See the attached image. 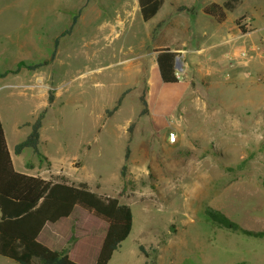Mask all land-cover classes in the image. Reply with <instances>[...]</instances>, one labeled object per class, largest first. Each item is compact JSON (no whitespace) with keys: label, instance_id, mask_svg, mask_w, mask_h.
<instances>
[{"label":"rangeland","instance_id":"obj_1","mask_svg":"<svg viewBox=\"0 0 264 264\" xmlns=\"http://www.w3.org/2000/svg\"><path fill=\"white\" fill-rule=\"evenodd\" d=\"M213 1L224 0H164L144 21L137 0H0V72L49 59L80 13L53 61L0 80V113L8 136L24 139L31 125L17 120L34 122L41 105L40 90L24 87L31 74L48 95L40 148L63 169L58 180L87 182L131 206L132 230L108 264H264V0L228 11L226 22L245 29L229 48L193 50L220 25L202 10ZM182 4L197 14L179 11ZM181 17L184 33L171 23L162 31ZM182 36L179 80L165 83L158 49L179 46ZM123 93L119 109L108 112ZM31 155L26 149L20 157ZM206 206L261 234L219 227ZM76 215L77 225L100 229L93 216ZM88 238L90 262L102 236ZM0 264L19 263L0 255Z\"/></svg>","mask_w":264,"mask_h":264},{"label":"trees","instance_id":"obj_2","mask_svg":"<svg viewBox=\"0 0 264 264\" xmlns=\"http://www.w3.org/2000/svg\"><path fill=\"white\" fill-rule=\"evenodd\" d=\"M88 0H86V3ZM164 0H138L140 13L144 21L153 18L160 10ZM241 0H224L222 3L212 2L204 11L223 21L228 11L235 10ZM180 10L194 13L193 7L180 6ZM80 13L72 17L69 28L55 38L54 49L49 59L38 62L20 60L14 69L0 72V77L8 73H18L22 68L37 70L49 64L57 54L59 39L70 33L78 22ZM161 26V23H158ZM244 32L243 26L240 27ZM178 52L168 47L158 49L157 65L160 77L165 83L178 82L176 69ZM123 93L108 112L119 109L122 104ZM52 95L49 102H52ZM142 114L147 110V100L143 97ZM47 108L37 116L31 125L27 137L20 141L15 152L20 153L29 147L39 156L40 131ZM130 147L127 146L125 163L121 168L124 177L127 171V161ZM82 210L99 221L100 229L91 226L87 228L76 215V210ZM205 212L219 227L231 231H241L248 235H260L254 231L241 227L225 213L212 206H206ZM71 217L74 220L72 246L62 249H52L39 240V235L49 222L55 223L62 218ZM97 226V225H96ZM133 227V211L129 204L122 203L117 196H104L91 190L87 182L78 184L65 180L55 181L41 176L30 175L17 170L14 166L11 152L7 144L6 133L0 117V255L10 258L19 264H83L70 255L78 238L101 234L102 245L94 264H108L115 250L129 236ZM85 232V233H84ZM140 250L145 253L143 246Z\"/></svg>","mask_w":264,"mask_h":264},{"label":"crops","instance_id":"obj_3","mask_svg":"<svg viewBox=\"0 0 264 264\" xmlns=\"http://www.w3.org/2000/svg\"><path fill=\"white\" fill-rule=\"evenodd\" d=\"M213 2H216V1H213ZM137 3H138V0H137ZM218 3H222V2H218ZM138 5H139V3H138ZM179 6H187V7H193L194 8V6L183 5V4L179 5ZM206 6H204L202 8L203 11H204V8ZM44 8H45V5L42 8H39V11L43 12ZM177 8L178 7H176L175 9H177ZM179 11L189 12L186 9L179 10ZM190 13L193 14V15L197 14L196 10H195L194 13H192V12H190ZM227 17H228V13H227L226 18L223 21H218L216 19L220 23V25L216 28L215 32H213V31L211 32L209 39L206 41L205 47L203 45L202 46H196L193 50L199 51V50L203 49V50H206L207 53H208V52H210L211 49H213L215 47H218L219 45H222L223 43L224 44L222 46H220L221 49L229 48V46L233 43V42L231 43L229 40L230 39L233 40V39L236 38L237 32L239 31L240 28L236 27V26L234 27V26H232L231 23L226 22ZM53 20L54 19H51V24L52 25L55 24V22ZM38 21H39L38 24H44V22H45V20L43 18H39ZM171 21H173V22H171ZM171 21L163 23V25L161 27L162 31L164 29H166V26H168L170 23L174 25V27H175V29L177 31H180L181 33H184L186 31V28L181 26V21H184L182 19V17L179 18V19H172ZM184 22H185L184 26L188 25V23H187L188 21H184ZM221 28H223V29H221ZM229 29H231V31H229ZM207 33H206V30H205L204 31V35H206ZM182 38L183 39L181 40V42H180L181 44L179 46H172V47H170V46H161L160 48L168 47V48H170L171 50H173L175 52L181 53V51L183 49L182 46L183 47H187V43H188V40L186 38L184 39V36H182ZM190 51H191V49H190ZM20 73H24V69L23 68L18 73H14V74H20ZM11 74H13V73H8L7 75L0 77V80L4 79V78H7ZM26 76L28 77L27 78L28 82L24 85V87L26 89L33 88V89L40 90L41 98H39V100H40L41 105H40V108L38 109V111L36 113V115H39V112L43 108H45V106H47V104H48V95H47V93L44 92V90L42 88L38 89L36 87L35 83L30 82V80H31L30 78L32 77L31 74H29V73L27 74L26 73ZM32 97L36 98V96H32ZM0 117H1V120H2L1 113H0ZM17 122H18L17 123L18 127L21 126L20 125L21 122H27V124L31 123V122L25 121V120H23V121L22 120L21 121L17 120ZM4 130H5V128H4ZM30 131L31 130L28 131L27 135L30 133ZM5 133H6V138H7V144H8L9 150L11 152L12 159H13V163H14V166H15V168L17 170H19L20 172L26 173V174L41 176V177H43L45 179H52V180H55V181H59L58 177H59V174L63 171V169H61V170L59 169V167L56 165L55 160L53 159V157L51 155H49L47 152H45V151L43 152L41 150V148H40V143H41V138H42L41 131H40L39 148H40V151L42 152V156H39L37 153L34 152V150L32 148H29V147L25 148L20 153H16L15 152L16 145L20 141L24 140L27 137V135H26V137L24 139L18 140L16 134L15 135L12 134L9 137L7 132H6V130H5ZM26 149H30L31 150V152H32L31 156L32 157H29V158L20 157V156H22L25 153ZM13 150H14V153H13ZM33 156H36V157L33 158ZM41 158H43V160ZM73 224H74V220L71 217L62 218L61 220H59V221H57L55 223L49 222V223H47L45 225V227L41 231V233L39 235V240L41 242H43L45 245H47L50 248H52V249H58V250L62 249L63 247H65V246H63V243L67 242L68 239L73 235ZM102 241H103V239L101 238L99 240V242H98V249H97L96 252H94L92 260L90 262L86 261L88 259V257H87V252L85 251L86 248H89L88 247V243H91L90 239L88 237H84V239L83 238H78V241L76 242L74 248L71 249V251H70V255L75 260H77V261H79V262H81L83 264H94L95 261H96L98 252L100 250V247L102 245ZM80 246L82 247V249L80 248ZM79 249H81V250L79 251ZM82 250H83V252H82ZM145 264H146V262H145Z\"/></svg>","mask_w":264,"mask_h":264},{"label":"built area","instance_id":"obj_4","mask_svg":"<svg viewBox=\"0 0 264 264\" xmlns=\"http://www.w3.org/2000/svg\"><path fill=\"white\" fill-rule=\"evenodd\" d=\"M243 55H246V52H243ZM172 140H175L176 139V135L174 133H171V137Z\"/></svg>","mask_w":264,"mask_h":264},{"label":"water","instance_id":"obj_5","mask_svg":"<svg viewBox=\"0 0 264 264\" xmlns=\"http://www.w3.org/2000/svg\"><path fill=\"white\" fill-rule=\"evenodd\" d=\"M176 64H177V61H176Z\"/></svg>","mask_w":264,"mask_h":264},{"label":"bare ground","instance_id":"obj_6","mask_svg":"<svg viewBox=\"0 0 264 264\" xmlns=\"http://www.w3.org/2000/svg\"><path fill=\"white\" fill-rule=\"evenodd\" d=\"M171 140H172V138H171Z\"/></svg>","mask_w":264,"mask_h":264}]
</instances>
